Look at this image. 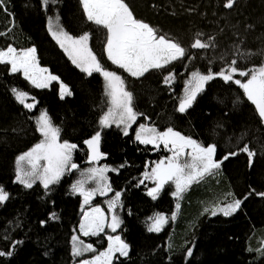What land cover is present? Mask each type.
Returning <instances> with one entry per match:
<instances>
[{"label": "trees", "instance_id": "trees-1", "mask_svg": "<svg viewBox=\"0 0 264 264\" xmlns=\"http://www.w3.org/2000/svg\"><path fill=\"white\" fill-rule=\"evenodd\" d=\"M125 2L137 19H154L179 30L185 27L182 30L185 33L195 26L194 19L187 16L200 13L217 18L226 0H182L183 4L174 5L159 3V0ZM254 3L257 0H248L247 4ZM259 3L264 4V0ZM6 7L18 26L12 33L7 31L10 16L0 8L4 38L18 44L38 45L43 62L54 66L73 91V96L62 104L60 140L77 145L72 162L78 168L65 172L47 189L39 180L31 188H25L6 172L4 162H9L7 159L14 150L27 146L32 137L21 129L19 112L25 117L26 114L11 95L9 67L0 64V188L8 193V199L0 203V251L6 253L0 256V264H74L69 239L80 219L81 201L72 186L92 165L84 141L97 132H100V150L104 154L101 165L110 169L105 173L112 189L109 193L121 194L113 209L120 218L119 234L129 246L128 255L116 258L112 264H264L261 244L264 196L259 195L264 193V123L238 85L216 76L205 83L191 107L181 113L177 109L188 72L183 73L178 64L150 70L139 78L123 77L110 69L124 79L126 89L133 94L134 111L140 115L127 135L115 126L101 127L80 111L81 75L50 37L48 21L52 18L55 23L58 15L61 26L69 34L79 36L89 32L90 39L98 42L104 29L86 20L78 0H59L48 6L41 0H7ZM183 21V26H177ZM243 58L235 52L229 61L236 59L238 66ZM196 63L204 68L201 61L196 59ZM188 70L199 71L195 65ZM169 73L174 79L165 84L164 77ZM11 77L19 80L16 75ZM12 83L16 86V81ZM16 88L27 92L23 87ZM28 102H32L30 97ZM138 124L155 127L157 131L171 127L204 146L215 144L217 160L230 152L238 153L224 160L218 171L187 189L182 194L176 220L159 232H149L148 221L156 212L166 217L173 214L174 187L169 183L153 199L147 194L149 183L142 174L154 160L169 153L161 145L158 150L137 141ZM244 145L255 153L251 166L247 153L239 151ZM103 198L99 202L106 208ZM233 199L242 201L235 213L224 216L217 211L212 215L213 203L222 207ZM205 208L209 211L205 212ZM89 238L96 248L107 242L103 234ZM14 242L19 243L13 247Z\"/></svg>", "mask_w": 264, "mask_h": 264}, {"label": "snow or ice", "instance_id": "snow-or-ice-1", "mask_svg": "<svg viewBox=\"0 0 264 264\" xmlns=\"http://www.w3.org/2000/svg\"><path fill=\"white\" fill-rule=\"evenodd\" d=\"M59 0H42L43 5L56 4ZM7 0H0V8L7 12ZM83 15L86 20L98 28L105 30L104 52L107 59L118 68L123 69L132 77H143L150 70H160L171 64L173 61L184 58L186 48L166 35L159 34V31L148 23L137 19L130 10L125 0H79ZM235 0H226L225 8H232ZM10 16V12H7ZM60 18L55 17V23L52 18L48 21V32L57 45L63 50L69 60L82 72L91 76L93 73H99L104 79L105 96L109 105L108 110L100 117L101 127H108L111 124L124 125V134H128V127L136 121L140 115L133 108V94L125 87L124 79L115 71L107 70L101 61L94 54L89 46L90 33L84 32L82 35L73 36L69 34L60 24ZM11 29H9L10 31ZM0 35L5 33L0 32ZM197 33L191 48L206 49L210 47V42L202 41ZM211 40V38H209ZM215 46V45H211ZM244 55V54H241ZM247 55H251L250 53ZM236 59H233L227 68H221L218 73L211 70L207 74H201L199 71L191 73L190 80L186 82L185 94L180 98L178 111L183 113L196 99L198 93L204 90L206 82L211 81L216 76L221 77L226 83L234 82L243 90L244 97L254 107L260 117L261 123H264V63L254 66L247 70H240L235 67ZM0 64L10 65V73H22L25 80H28L36 88H47L52 81H58L59 78L48 73V69L39 66L36 49L34 47L17 50L12 45L6 49H0ZM45 73H48L45 75ZM234 74L245 77L246 80H234ZM174 79L173 74L169 73L164 77V83L170 84ZM187 85H191L188 87ZM16 101L24 108L31 110L35 107L34 103H26L29 94L17 88L11 89ZM71 96L70 89L60 83V98ZM35 99L34 97L32 98ZM36 131L42 139L28 151L16 158V181L24 185L25 188H31L35 180H39L44 188L50 184L56 183L61 176L73 169H77V164L72 162V152L77 145L68 141L60 140V128L52 123L46 111H41L36 118ZM136 140L141 144H151L159 148L163 147L172 154L168 157L155 162V167L151 172H145L144 178L154 180L156 186L148 190V195L156 199L157 194L165 184H174L175 190L172 195L177 201L182 194L193 184L198 183L206 175L213 174V171L219 169L224 160L229 156H235L237 152H230L222 160H216V145L209 144L204 146L189 136H184L180 132L169 127L165 131H157L155 127L141 124L136 131ZM88 148V161L94 163L103 157L99 150L100 132H97L91 139L84 141ZM190 149V151H186ZM241 152H246L249 157V165L252 164V158L255 153L244 145ZM184 157V159H182ZM27 165V167H25ZM110 169L105 167H90L86 170L87 180H92L97 187L92 190H86L84 187L85 179H80L73 184V191L79 192L84 197V204H89L92 196L99 192L100 195H106L112 191L110 185L106 182L105 173ZM84 177V173L81 174ZM143 183V181H141ZM120 193L108 201V211L112 212L119 202ZM229 196L232 194L229 193ZM264 196V193H259ZM8 199V193L0 188V203ZM240 199H233L231 203L221 207L219 204L212 208V215L217 211L222 212L224 216L235 213L241 206ZM180 204L177 202L176 209L179 210ZM209 211L205 208V212ZM51 218H56L53 213ZM176 218L174 212L171 217ZM167 222L164 215L157 214L154 222L148 227L149 232H159L162 226ZM120 226V220L117 215H112V222L107 225L114 232ZM105 228V214L99 207H94L90 212H85L80 223V232L83 236H95L103 232ZM72 255L79 257L83 253L93 252L91 244H85L79 236H72ZM108 248L94 255L91 259H83L79 264H112L114 254L120 256L128 255V245L123 242L119 236H109ZM14 242L13 247L15 246ZM264 245V241H261ZM6 253L0 251V256ZM191 255V249L188 250ZM7 255H11L8 252Z\"/></svg>", "mask_w": 264, "mask_h": 264}, {"label": "rangeland", "instance_id": "rangeland-1", "mask_svg": "<svg viewBox=\"0 0 264 264\" xmlns=\"http://www.w3.org/2000/svg\"><path fill=\"white\" fill-rule=\"evenodd\" d=\"M161 2H164L163 4H167V5L183 4L182 0H159V3ZM259 2L260 0H257V3L247 4L248 0H235V4L232 8H225L223 6L224 4H222L221 11H219L217 18H211V17L206 16L205 14H200V13H196L192 16L189 15L186 18L194 19L193 22L195 23V26L188 28L185 33L182 32V30L185 29V27H183L182 30H179V29L173 28L171 24L167 26H163L154 19H149V18L143 19L144 22L148 23L153 28L157 29L159 31V34L166 35L167 37L179 42L181 46L186 48V55L184 58L173 61L171 64L167 65V66H171V65L175 66V64H178L181 68V71H183V73L185 71L188 72V78L184 84V88L182 91V97L185 94L186 82L190 80L191 73L195 71V70H188L189 66L191 65H195V67L199 70L201 74H207L209 70H211L213 73H218L221 70V68H227V66L231 63V61L229 60L234 56L235 52L244 54L243 55L244 58L241 64L238 66L235 65V67H237L240 70H247L254 66H259L261 63H264V4L259 3ZM173 20H177V19H173ZM184 24L185 22L183 21L180 24H177V26L178 25L183 26ZM14 29L15 28L11 29L10 32L12 33ZM0 32H3L2 27H0ZM197 33L202 34L199 37L202 41L210 42L209 48H206V49L191 48L190 45L191 43L194 42V39L197 38L196 37ZM4 36L5 35H0V38L2 39ZM209 38H211V40ZM104 43H105V30H104V34L100 37L99 42L90 39L89 46L107 70L114 69L120 72V74L123 77L130 76L128 73L124 72L123 69H120L116 65H113L107 59V55L104 52V47H103ZM8 45H12L17 50L34 47L36 49L39 66L42 68L48 69V73L55 75L59 78L58 81H52L47 88H36L28 80L24 79L22 73L21 75H18L15 73L13 74V75H16L19 79V80H16L14 77H11L12 73L9 72L10 77H9L8 84H9V89H10L12 97L15 99V96L11 91L12 88L23 87L27 91V93L29 94V97L32 100V102H28V103L35 104V107L33 109L28 110L24 108L23 105L19 104L16 101V99L14 101L16 104H18V106L26 114V117H25L21 112H19V122L21 123L23 122L22 124L23 128L21 129L24 132H29L32 137L31 142L27 146L14 150L7 159V161L9 162H4V168L6 169V172L14 180H16V158L20 156L21 154H23L24 152L28 151L36 143H38L40 139H42L40 134L36 131V123H35L36 118L39 116L42 110L46 111L49 117L51 118L52 123L55 126L60 128V117H61L62 104L68 98H71L73 96V91L70 85L68 84V82L59 76L54 66L50 67V65L45 64L42 61L39 55L38 45L32 42L18 44L14 40H11ZM8 45L0 47V49H6ZM211 45H215V46L213 47ZM57 47L59 51L68 59L70 64L74 66L81 75V95L79 98L81 99L80 111L83 112V115L85 117L94 119L95 122L99 124L100 117L108 110V107H109L107 103V97L105 96V86H104L103 77L99 73H93L91 76H89L87 73L82 72L79 68H77L69 60V58L65 55L63 50L58 45ZM249 53L251 55H247ZM196 59L198 62L201 61L203 63L204 68L200 67V64L198 65L196 63ZM48 73H45V75H47ZM233 78L234 80L235 79H240L242 81L246 80L245 77H240L238 74H234ZM12 81H16V86L13 85ZM60 83H63L70 89V91L72 92L71 96L66 95L63 99L60 98ZM187 86L190 87L191 85H187ZM33 97H35L34 100L32 99ZM140 125L141 124H138L135 128V136H136V131ZM109 126H115L122 130L124 129V125L118 126L117 124L113 123ZM130 127H128V131H130ZM165 130L166 129L159 130V131H165ZM161 146L163 147L162 144ZM157 149L159 150V148ZM99 150H100V143H99ZM186 151H190V149H186ZM168 153L169 154L166 157L172 154L169 151ZM160 159L154 160L153 163H151L150 165L146 167L145 171L142 174L143 178H144V173L145 172L150 173L151 169L155 167V162H158ZM182 159H184V157H182ZM100 160L94 163H91L92 164L91 167H103L101 165ZM25 167H27V165H25ZM216 171H218V169L214 170L213 173H215ZM86 176H87V173H85L84 177H81L78 179V180L85 179V184H84L85 189L92 190L96 188L97 184L92 180H87ZM207 176L208 175H206L205 177ZM145 180L148 181L149 183L148 190L156 186V183L154 180H150V179H145ZM168 184H165L164 187L167 186ZM193 184H197V183H193ZM164 187L160 190V192L164 189ZM173 187L175 190L174 184H173ZM73 193L79 195L80 201H81L80 202V208H81L80 219H79L77 226L72 230V234L69 239V245H70V251H71L70 253L74 260V264H79V261L83 259H91L94 255H97L100 252L105 251L109 245V240H108L109 236H113V237L119 236L120 239L123 242H125L122 239L121 235L119 234V227L116 228L114 232L112 231L111 228L107 227V225L112 222V215L113 214L117 215L114 210L112 212L108 211V201L111 200L115 196V194L107 192L106 195H100L99 192H96L92 196L89 204H84L83 203L84 197L79 192L73 191ZM101 197H104L103 203L105 204L106 208L99 202V199ZM177 202H179V204L181 205V198L179 199V201H177V198H175L174 212L176 213V218L180 210V208L179 210L176 209ZM215 205L217 204L213 203L210 206V209L212 210V208ZM94 207L101 208V210L105 214L104 231L98 233L95 236H92V235L83 236L82 233L80 232L81 220L83 218L84 213L90 212L91 209ZM157 214H161L165 216L164 213L156 212L149 219L148 221L149 226L154 222ZM171 217L172 215L170 217H166L167 222L162 226V228H164L169 223H173L176 220V218L173 220ZM74 234L79 236L80 240H82L85 244H91L94 251L83 253L81 256L74 258L72 255V243L73 242L71 239ZM101 234H103L106 237V240H107L106 245L100 248H96L95 245L89 240V237H97V236L101 237ZM95 243L98 244L99 241L97 240ZM128 252H129V247H128ZM118 257H124V256H120L119 253H115L113 261Z\"/></svg>", "mask_w": 264, "mask_h": 264}, {"label": "bare ground", "instance_id": "bare-ground-1", "mask_svg": "<svg viewBox=\"0 0 264 264\" xmlns=\"http://www.w3.org/2000/svg\"><path fill=\"white\" fill-rule=\"evenodd\" d=\"M5 42H9V39H4Z\"/></svg>", "mask_w": 264, "mask_h": 264}]
</instances>
